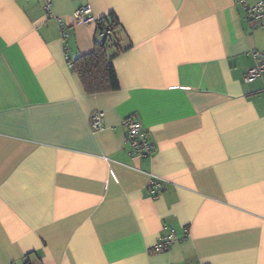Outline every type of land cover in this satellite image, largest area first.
<instances>
[{"label":"crops","instance_id":"1","mask_svg":"<svg viewBox=\"0 0 264 264\" xmlns=\"http://www.w3.org/2000/svg\"><path fill=\"white\" fill-rule=\"evenodd\" d=\"M256 2L0 0V264H264V77L244 80L264 50ZM85 5L95 20L75 25ZM97 41L117 90L74 69ZM128 116L152 154H133Z\"/></svg>","mask_w":264,"mask_h":264},{"label":"built area","instance_id":"2","mask_svg":"<svg viewBox=\"0 0 264 264\" xmlns=\"http://www.w3.org/2000/svg\"><path fill=\"white\" fill-rule=\"evenodd\" d=\"M52 0H46V9L49 11ZM250 15L252 22L258 25L264 32V0H257L254 6L250 8ZM95 20L92 14L90 5H85L78 8L75 11V23L78 24H90ZM61 32L64 38H67L68 25L64 21L59 23ZM253 58L257 61L256 65L250 67L247 73L244 75V80L247 82L254 81L257 78L264 77V50H253L251 52ZM105 120V114L101 110H97L93 113L91 118V126L93 129H99L103 126ZM123 124L128 130V141L131 144L132 152L135 155H150L155 150V144L150 141L149 133L146 130L144 124L134 116H128L123 120ZM154 187L160 189L161 186L158 181H155ZM173 242L172 235H163L157 245V250L167 249ZM12 264H34L28 258L24 256L20 263Z\"/></svg>","mask_w":264,"mask_h":264},{"label":"trees","instance_id":"3","mask_svg":"<svg viewBox=\"0 0 264 264\" xmlns=\"http://www.w3.org/2000/svg\"><path fill=\"white\" fill-rule=\"evenodd\" d=\"M248 17L250 20L252 19L250 8ZM117 27L118 22L114 20L110 24L108 23V25L104 19L98 22L99 32L104 33L105 31L106 38L111 37ZM73 66L80 75L86 90L91 93L117 90L120 87L112 60L107 54L105 41H97L95 49L88 54L79 56L73 62Z\"/></svg>","mask_w":264,"mask_h":264},{"label":"rangeland","instance_id":"4","mask_svg":"<svg viewBox=\"0 0 264 264\" xmlns=\"http://www.w3.org/2000/svg\"><path fill=\"white\" fill-rule=\"evenodd\" d=\"M256 80V79H255Z\"/></svg>","mask_w":264,"mask_h":264}]
</instances>
